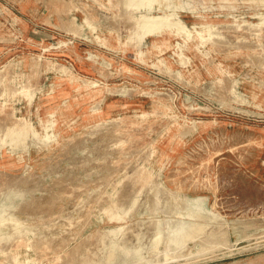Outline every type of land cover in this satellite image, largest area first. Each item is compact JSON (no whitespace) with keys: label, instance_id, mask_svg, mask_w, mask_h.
<instances>
[{"label":"rangeland","instance_id":"obj_1","mask_svg":"<svg viewBox=\"0 0 264 264\" xmlns=\"http://www.w3.org/2000/svg\"><path fill=\"white\" fill-rule=\"evenodd\" d=\"M0 264H264V0H0Z\"/></svg>","mask_w":264,"mask_h":264}]
</instances>
